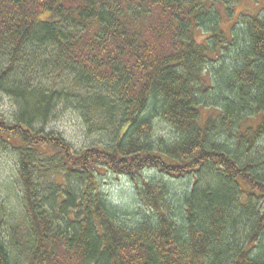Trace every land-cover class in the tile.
Returning a JSON list of instances; mask_svg holds the SVG:
<instances>
[{
    "label": "trees",
    "instance_id": "trees-1",
    "mask_svg": "<svg viewBox=\"0 0 264 264\" xmlns=\"http://www.w3.org/2000/svg\"><path fill=\"white\" fill-rule=\"evenodd\" d=\"M241 1L0 0L24 222L6 229L0 199V264H264V6L228 32L217 8ZM66 111L106 145L44 131ZM101 173L140 182L138 210L112 207Z\"/></svg>",
    "mask_w": 264,
    "mask_h": 264
},
{
    "label": "rangeland",
    "instance_id": "rangeland-1",
    "mask_svg": "<svg viewBox=\"0 0 264 264\" xmlns=\"http://www.w3.org/2000/svg\"><path fill=\"white\" fill-rule=\"evenodd\" d=\"M264 0H242L241 2H232L231 4L217 6L220 14L222 15V30L227 31L230 26L233 25L235 17L239 13H252L257 14L264 6ZM228 10L231 17L227 18L225 12ZM233 20H230L232 19ZM196 39L201 42L204 38L202 32L196 31ZM12 112V107L7 98H2L0 100V116H6L8 113ZM206 113V112H205ZM204 113V115H205ZM203 115V116H204ZM44 131H51L61 135L73 148L78 152L89 146H99L106 145L105 139L96 131L94 133L89 132L83 123L78 119V116L67 112L62 113L57 116L54 122L50 123L49 127H45ZM154 138H161L164 136V141L170 142L168 132L166 130H159L155 132ZM173 138V137H172ZM14 158L12 153H7L5 150H0V186H6L5 191L0 190V199H6L8 202L7 216L6 220L8 225L7 228L18 230L20 226L24 223L23 217H21L22 212L20 211L19 202L16 199L18 195L17 183L15 182V177L11 173L14 169ZM12 168V169H11ZM143 180H154L161 179V174L157 173L155 170H146L143 172ZM186 180H176L168 181V179L161 180V184L166 185L169 191V197H174L173 199L179 198L182 193L187 189ZM98 184L100 191L103 192L104 196L107 198L108 203L112 207H116L124 212L130 213L136 211L137 204L139 203V198L136 196V188L141 185L138 181H131L125 177H115V175L109 173H101L98 177ZM178 201V200H177ZM176 201V202H177ZM176 202L171 204L172 211L177 208Z\"/></svg>",
    "mask_w": 264,
    "mask_h": 264
}]
</instances>
